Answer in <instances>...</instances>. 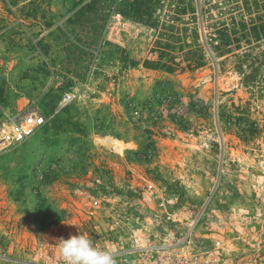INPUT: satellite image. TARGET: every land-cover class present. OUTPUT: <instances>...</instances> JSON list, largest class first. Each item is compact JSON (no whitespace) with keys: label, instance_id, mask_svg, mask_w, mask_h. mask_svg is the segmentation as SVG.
<instances>
[{"label":"rangeland","instance_id":"374dc122","mask_svg":"<svg viewBox=\"0 0 264 264\" xmlns=\"http://www.w3.org/2000/svg\"><path fill=\"white\" fill-rule=\"evenodd\" d=\"M33 102L0 148V264H64L80 233L264 264V0H0V130Z\"/></svg>","mask_w":264,"mask_h":264},{"label":"built area","instance_id":"2783aa9c","mask_svg":"<svg viewBox=\"0 0 264 264\" xmlns=\"http://www.w3.org/2000/svg\"><path fill=\"white\" fill-rule=\"evenodd\" d=\"M72 98L73 94L70 92H61L58 102L64 105ZM46 117V113L38 102H33L20 110L19 113L9 122L5 123L0 130V148L5 149L17 146L31 138ZM97 203V201L93 202V204ZM121 241L122 240H119L118 243L123 244ZM130 243L132 246H122V248H119L114 254L117 258H121L123 264L127 263L128 256L131 254H136L141 262L149 260L151 264L162 263L161 257L157 256V258H155L154 255L166 254L167 256L164 258L166 261L165 264H170V242H167L165 246L157 245L154 242L143 244L141 240H130Z\"/></svg>","mask_w":264,"mask_h":264},{"label":"clouds","instance_id":"9594fccd","mask_svg":"<svg viewBox=\"0 0 264 264\" xmlns=\"http://www.w3.org/2000/svg\"><path fill=\"white\" fill-rule=\"evenodd\" d=\"M58 246L64 264H116L110 248L97 247L90 236L82 233L60 238Z\"/></svg>","mask_w":264,"mask_h":264},{"label":"trees","instance_id":"16d2710c","mask_svg":"<svg viewBox=\"0 0 264 264\" xmlns=\"http://www.w3.org/2000/svg\"><path fill=\"white\" fill-rule=\"evenodd\" d=\"M140 4H137V2H133V3H129L126 6L125 10H122L123 14L125 16H132V15H137L140 12ZM42 107V106H41ZM42 109L44 110V108L42 107ZM45 112V110H44Z\"/></svg>","mask_w":264,"mask_h":264},{"label":"bare ground","instance_id":"6f19581e","mask_svg":"<svg viewBox=\"0 0 264 264\" xmlns=\"http://www.w3.org/2000/svg\"><path fill=\"white\" fill-rule=\"evenodd\" d=\"M108 143L109 144H111V145H113V146H115V147H117V148H121V144L118 142V141H116V140H108Z\"/></svg>","mask_w":264,"mask_h":264}]
</instances>
